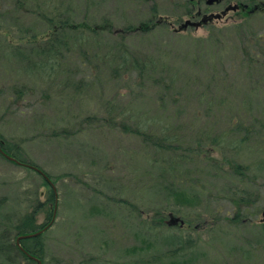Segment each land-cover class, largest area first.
I'll return each instance as SVG.
<instances>
[{"label":"rangeland","instance_id":"rangeland-1","mask_svg":"<svg viewBox=\"0 0 264 264\" xmlns=\"http://www.w3.org/2000/svg\"><path fill=\"white\" fill-rule=\"evenodd\" d=\"M199 1L53 0L50 2L53 10L47 9L50 14L37 0H0V134L7 142L19 146L21 157L42 170L56 190L53 203L54 191L40 173L9 161L0 153V232L2 221L7 223L10 218L16 223L27 216L35 217L38 231L47 228L37 242L43 245L42 264H264V223L261 222L264 198L259 201H262L261 214L247 221L233 220V207L212 202L217 194L233 187L245 188L233 185L238 181L234 174L232 180L228 179L230 168L237 161L243 164L256 161L259 154L243 148L234 155L210 143L198 145L205 164L204 170H200L206 174L208 191L196 192L184 187L171 196L162 182L146 190L145 175L156 176L158 170L143 161L140 139L126 129L133 124L129 116L159 114L161 118L172 119L173 115L165 114L163 104L156 103L158 90L144 76L138 81L141 87L134 86L138 90L131 95L132 81L128 76L137 73L125 76L115 72L110 67L114 64L113 55L105 60L109 52L124 43L139 56L155 57L160 64L168 61L187 71L193 65L190 55L207 54L208 44L199 48L194 45L195 40L205 42L212 34L218 40L221 37L218 30L246 22L252 32L264 33V0H252L247 5L225 0L213 6L207 5L206 0ZM229 5L239 8L199 28L175 31L186 20L201 21L204 14H220ZM257 7L258 14L251 16ZM68 18L78 26L85 22L92 28L100 27L94 49L99 54L95 63L100 65L94 67L93 75L88 65H80L77 56L64 59L66 69L76 71L70 77L71 83H83L79 94L64 90L67 78L56 80L50 87L42 81L35 83L26 73L37 54L44 59L39 53L45 45L38 43L53 33L62 36L60 22ZM66 34L71 35L70 32L63 35ZM230 42L226 43L227 47L224 43L219 47L224 52L216 61L221 64L222 73L238 77L240 85L232 90H217V94L230 98L229 105L191 103L189 108L196 106L202 118L188 122L184 131L178 132L180 135L189 134L188 138L194 140L208 132L221 134L230 119L227 117L245 109L241 107L242 100L234 95L237 92L243 94L255 113L264 111V92H259L258 97L255 86L254 90L244 84L247 76L240 79L242 76L229 70L240 62L236 57L239 53L231 49ZM199 60L203 64L208 59L205 56ZM203 69L211 71L207 66ZM262 70L254 73L253 80H258L260 74V80L264 79ZM60 90L71 92L70 97L65 98V93L60 95ZM258 91H264V86ZM247 93L249 97L245 96ZM179 168L183 170L185 165ZM133 169L136 173H131ZM255 174L263 183L264 168ZM167 210L174 211L167 224L182 239L176 257H172L160 238L162 228L157 235L145 230L146 225L160 226L158 215ZM10 240L0 241V264H14L16 260L9 249L12 236Z\"/></svg>","mask_w":264,"mask_h":264},{"label":"trees","instance_id":"trees-1","mask_svg":"<svg viewBox=\"0 0 264 264\" xmlns=\"http://www.w3.org/2000/svg\"><path fill=\"white\" fill-rule=\"evenodd\" d=\"M250 1L252 0H238V3L247 5ZM37 2L45 11L47 9L53 10L52 4H50L53 0H37ZM178 5H180V3L175 7H178ZM49 10L47 11L49 12ZM49 13L51 14V12ZM198 13L199 11L197 14ZM254 14H258V12ZM254 14L250 15L252 16ZM70 20L71 19L68 18L64 22H60L62 26V29H60L62 36L53 33L46 40L38 43H43V45H45L42 52L39 53L41 56H44V59L37 54L36 58L29 63L26 73L29 74L32 79L34 78L36 80L35 83H37V80L42 81V83L50 87L54 85L56 80L64 81V78H67L64 82V90L68 89L74 92V94H79V89L83 86V83L80 85L71 83L70 77L75 75L76 71L73 69H66L64 59L77 56L80 65H82V67L88 65L91 68L90 70H92L90 74L93 75L94 67L98 68V65H100L98 62L95 63L96 59L99 58V54L94 52L98 33H100L98 29L100 30V27L94 26L92 28L83 21V23H79L80 25L78 26V24L71 23ZM150 22L151 20H149L147 24ZM68 26L69 28H66ZM71 26L73 29L70 28ZM106 27L107 25L101 27V30H104ZM140 27L143 28L144 25ZM128 29L131 30L132 27ZM66 32H70L71 35H63ZM218 32V35H221L220 38H217L218 40H216L212 34L204 40L205 42H203V40L194 41V45H198L199 48L202 44L207 43V54L201 55L200 53H196L190 55L189 60L193 65L190 64L191 67L187 71H183L180 67H174L173 64H169L168 61L160 64L155 60V57H149L147 55L139 56L134 50H130L129 46H126L124 43L118 44L114 51L111 53L109 52L105 60L108 61L111 55H113L112 63L114 64H111L110 67L115 70V72H121L125 76H127L128 73H137L135 76H128L130 77L128 80L132 81L130 88V91H132L131 95L138 90L135 89L134 86L137 85L138 88L141 87L138 81L144 76V78L151 82L158 90L155 95L156 103L163 104L162 109H166V112H164L165 114L168 115V113H171L173 115L172 119L168 117L161 118L159 114L149 117V115L144 113H132L129 116V120H131L133 124L130 128H125L129 130L131 135L140 139L142 158H144L143 161L148 167L150 166L158 170L156 176L152 174L145 175L144 178H147V181L143 183V187L148 190V188L154 187L159 182H162L164 184L162 185L164 186V190L171 196H175L177 191L184 187H189L193 191L195 189L196 192L199 190L206 192L208 191L206 174H202L200 170L201 168L204 170L203 165L205 164L201 161L198 145L204 146L210 143L211 146L226 150L228 153L231 152L234 155H238L242 152L243 148H247L250 153L256 152V154H259V159L249 164H243L237 161L230 168L232 175H230L231 171H229L228 175V179L232 180L234 174L236 180H238L233 185L238 184L245 188L240 189L233 187L225 191V193L217 194L215 198H212V202L218 205H225L231 207V209L233 207V220L247 221V219L261 214L262 211L260 205L262 201H259L264 198V182L261 183V178L255 173L264 168V111H260L261 113L258 114L255 113L249 105V101L242 97V93L238 94L237 92V94L234 93V95L242 100L241 107L245 109H241V113L238 115L227 117L230 119L227 120L226 128L221 134L216 135V133H214L212 135L206 131L208 132L206 136H196L194 144V140L188 138L189 134L180 135V133H178L184 131L188 122L193 123V121L201 120L202 117H200L199 110L195 109L196 106H201L203 103L218 105V102L219 105H229L227 102L230 98L223 95V93L217 94V90L224 88L225 90H232L234 86L238 87L240 85V83H237L238 77L235 78L234 76L224 75L222 73L224 70L221 71L219 68L221 64L216 61L220 54L224 52V50L219 48L223 43L227 47L226 43L231 41V49L239 53L236 57L240 58V62L234 65L236 66L234 69L229 70L233 73L237 72L238 76H242L239 77L240 79L247 76L248 81L246 83L244 82V84H249L254 90L255 86L257 90L254 92L257 95L259 92H264L258 91V89L264 86V79L260 80L261 74L258 80H253L255 77L254 73L259 74L263 71L262 69H264V33L252 32L247 22L238 25L233 24L218 30ZM209 42H213V44H209ZM216 47H218V50H216ZM19 56L21 57L22 55L20 54ZM205 56H207L208 59L206 63H199V59L201 58L202 60ZM102 62L106 63L104 59ZM204 65L211 71L203 69V67H205ZM78 67L79 65L77 68ZM204 70L205 72H203ZM240 72H246V74L240 75ZM259 80L260 82L257 84ZM64 90H60V95L63 96L65 93V98L70 97L71 92ZM245 96L249 97V94L247 93ZM191 103L196 105L195 108H189ZM168 109H171V112L168 111ZM157 110L159 109L157 108ZM194 115L197 117L193 120ZM179 116H181L180 121L178 120ZM147 117L151 119L150 123L145 121ZM175 122L178 124L176 125ZM3 139L4 136L0 134V143L4 152L22 164L36 167L32 162L21 157V149L19 146L13 145ZM260 154H262L263 157L260 158ZM210 164L206 166L212 167ZM135 165L136 163L134 166ZM181 165H185L183 170L179 168ZM191 169L193 170L191 171ZM134 170L135 169H133L131 173H136ZM222 171L224 172V170ZM202 176L206 182L203 180ZM55 194V191L51 194V201L53 203L56 202ZM159 211L163 210L161 209ZM226 211L229 212L228 208ZM173 212V210H167L163 214L159 213L157 224L160 226L146 225L145 230L157 235V233L163 229V232L159 233L163 235L160 238L168 247L172 257H176L179 254L177 247L182 243V239L179 240L178 236L172 233V228L167 224V219L171 218V213ZM176 213L181 214V212ZM1 226L3 228L0 232V241L2 240V242L8 243L12 242L10 237L12 236L13 238V243L9 246V249L13 250V254L15 255L16 260L14 264H37L28 255L43 260V245L41 246L40 243H37L42 237L22 240L20 242L21 247L15 242L17 237L21 235L38 231L39 228L35 217L27 216L16 223L9 218L7 223H3L2 221ZM21 248H23V250ZM188 248L190 249L189 246Z\"/></svg>","mask_w":264,"mask_h":264},{"label":"water","instance_id":"water-1","mask_svg":"<svg viewBox=\"0 0 264 264\" xmlns=\"http://www.w3.org/2000/svg\"><path fill=\"white\" fill-rule=\"evenodd\" d=\"M224 0H208L207 1V4L208 5H213L215 3H220ZM238 9V6L237 5H230L228 6L227 8H225L224 11H222L220 14H215V13H212L210 15L208 14H205L203 15L202 17V20L201 21H192V20H186L181 26H179V28L175 31H178V32H182V31H185L188 27H195V28H199L200 26L202 25H207L208 23H210L211 21L213 20H221L223 17L226 16L227 13H229L230 11H236ZM255 10H258V7L255 8L252 12H254ZM0 153L6 158L8 159L9 161H12V162H16L17 164H20V162H18L17 160H15L13 157H11L10 155H8L7 153H5L0 145ZM29 168H32L34 170H36L37 172H39L40 174H42L45 179L49 182V184L52 186V188L55 190V186L54 184L51 182V180L41 171L39 170L38 168L36 167H33V166H30V165H25ZM261 222L264 223V210L262 211V214H261ZM47 229V228H46ZM45 229V230H46ZM43 231L41 232H38V233H35V234H31V235H26V236H20L19 238H17V245L21 247L20 245V242L24 239H28V238H35V237H38L40 234H42ZM23 250V248H21ZM30 258H32L33 260L37 261L38 264H42L41 261L35 257H32L30 255H28Z\"/></svg>","mask_w":264,"mask_h":264},{"label":"bare ground","instance_id":"bare-ground-1","mask_svg":"<svg viewBox=\"0 0 264 264\" xmlns=\"http://www.w3.org/2000/svg\"><path fill=\"white\" fill-rule=\"evenodd\" d=\"M41 231H45V230H41ZM41 231H37V232H34V233H30V234H25V235H21V236H26V235H31V234H35V233H38V232H41ZM41 235V234H40ZM20 237V236H19ZM19 237H17V238H19ZM28 239H32V238H28ZM30 256H32V255H30ZM32 257H34V256H32ZM35 258H37V257H35ZM32 259V258H31ZM37 259H39L40 261H41V259L40 258H37ZM33 260V259H32ZM35 261V260H34ZM36 263H37V261H35ZM41 263H42V261H41ZM38 264V263H37Z\"/></svg>","mask_w":264,"mask_h":264},{"label":"flooded vegetation","instance_id":"flooded-vegetation-1","mask_svg":"<svg viewBox=\"0 0 264 264\" xmlns=\"http://www.w3.org/2000/svg\"><path fill=\"white\" fill-rule=\"evenodd\" d=\"M201 1H204V0H200L199 2H201ZM200 13V12H199Z\"/></svg>","mask_w":264,"mask_h":264}]
</instances>
